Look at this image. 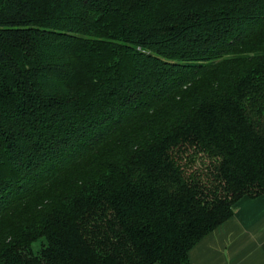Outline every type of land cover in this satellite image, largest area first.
Masks as SVG:
<instances>
[{"label": "trees", "instance_id": "1", "mask_svg": "<svg viewBox=\"0 0 264 264\" xmlns=\"http://www.w3.org/2000/svg\"><path fill=\"white\" fill-rule=\"evenodd\" d=\"M264 195V0H0V264H189Z\"/></svg>", "mask_w": 264, "mask_h": 264}, {"label": "crops", "instance_id": "2", "mask_svg": "<svg viewBox=\"0 0 264 264\" xmlns=\"http://www.w3.org/2000/svg\"><path fill=\"white\" fill-rule=\"evenodd\" d=\"M187 256L189 264H264V195L240 197L232 215L197 241Z\"/></svg>", "mask_w": 264, "mask_h": 264}]
</instances>
